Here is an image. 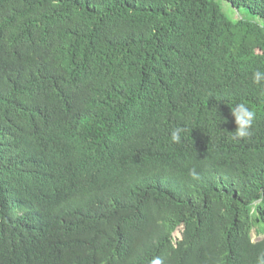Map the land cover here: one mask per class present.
Returning <instances> with one entry per match:
<instances>
[{
	"label": "trees",
	"instance_id": "16d2710c",
	"mask_svg": "<svg viewBox=\"0 0 264 264\" xmlns=\"http://www.w3.org/2000/svg\"><path fill=\"white\" fill-rule=\"evenodd\" d=\"M256 70L264 0H0V264H257Z\"/></svg>",
	"mask_w": 264,
	"mask_h": 264
},
{
	"label": "clouds",
	"instance_id": "9594fccd",
	"mask_svg": "<svg viewBox=\"0 0 264 264\" xmlns=\"http://www.w3.org/2000/svg\"><path fill=\"white\" fill-rule=\"evenodd\" d=\"M252 83L261 89V95L264 96V71L256 70L252 74ZM230 114L234 119L235 130L232 132V138L239 141L248 138L252 134L254 121L256 120V110L245 103H237L230 109ZM187 131L186 128L177 126L170 132V142L178 144L182 140V134ZM193 178H198L193 172ZM150 264H162L159 257L153 258ZM257 264H264V253L257 257Z\"/></svg>",
	"mask_w": 264,
	"mask_h": 264
},
{
	"label": "rangeland",
	"instance_id": "374dc122",
	"mask_svg": "<svg viewBox=\"0 0 264 264\" xmlns=\"http://www.w3.org/2000/svg\"><path fill=\"white\" fill-rule=\"evenodd\" d=\"M222 10L224 11V13L231 18L232 20H239L241 18L247 19V20H251V21H257L259 23L262 22V19L259 17H255L253 15H250L245 9H235L233 8L229 3L225 2V1H221L220 2ZM259 54H262L261 51L258 52ZM176 237H180V233L179 231L175 233ZM257 238H255L256 240Z\"/></svg>",
	"mask_w": 264,
	"mask_h": 264
}]
</instances>
